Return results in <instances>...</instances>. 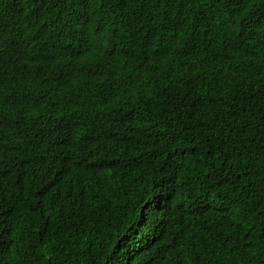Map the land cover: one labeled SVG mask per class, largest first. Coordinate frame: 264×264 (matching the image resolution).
Listing matches in <instances>:
<instances>
[{
	"label": "trees",
	"instance_id": "trees-1",
	"mask_svg": "<svg viewBox=\"0 0 264 264\" xmlns=\"http://www.w3.org/2000/svg\"><path fill=\"white\" fill-rule=\"evenodd\" d=\"M17 12L38 42L25 56L45 72L22 96L47 107L26 113L30 128L9 118L22 67L0 66V264H264V0H0L1 21ZM67 14L98 30L85 53L120 89L73 98L63 75L54 89L43 30ZM24 172L40 176L25 189L48 201L41 215L2 200Z\"/></svg>",
	"mask_w": 264,
	"mask_h": 264
},
{
	"label": "clouds",
	"instance_id": "clouds-1",
	"mask_svg": "<svg viewBox=\"0 0 264 264\" xmlns=\"http://www.w3.org/2000/svg\"><path fill=\"white\" fill-rule=\"evenodd\" d=\"M23 15L24 13L17 12L16 16L6 22L0 20V66L3 69L10 70L12 66L19 65L22 67L21 73H16L13 75L10 83L11 97H6L5 112L9 114V118L13 115H20L27 126L30 128L29 122L26 117V113H32L36 117L41 114L42 110L46 109V103H40L38 99L23 97L25 94L31 90H34L35 86H42L43 79L45 77L44 70H38L33 65L29 64L35 59H30L25 56L24 50L34 53L37 45V39L31 32H22L23 28ZM54 22L46 28L44 34L51 41V48L55 50V55L59 57V61L56 64L57 72L53 76V86L54 89L59 92V76L63 75L71 79L69 85V93L71 97L76 98L78 96H83V94H89L93 88L103 86L108 90H118L124 84L119 77V73L114 71H103L100 68V64L93 60L92 58H87V49L84 44L87 42L94 46L96 39L93 36V32L98 30L94 28L82 29L80 25L82 24L81 19L77 14L56 16ZM209 26V25H207ZM239 32V31H237ZM237 32H234L236 39ZM257 36L250 40V47L244 48L243 51L249 53L252 52V44L257 40ZM264 46L263 41L259 44V48ZM79 49L80 52L77 54L75 50ZM110 54L118 50L114 45L109 43ZM112 51V52H111ZM121 53L123 51H120ZM65 62V63H64ZM122 62V61H120ZM125 62L132 63L133 55L129 54ZM123 63L128 66V63ZM28 64V65H27ZM134 64V62H133ZM26 65V66H25ZM264 70L261 71V73ZM101 74L99 82H95L97 74ZM106 75V76H105ZM21 76L25 81H27L31 87L29 89L22 88L19 85L18 77ZM239 85L236 86L232 93V98L236 97ZM253 90V88H252ZM249 86L243 85V94H249V97L256 95L252 93ZM62 93H67L66 91ZM226 101V99H225ZM81 108V106H79ZM131 111H127L125 116H127ZM87 113L89 114L88 110ZM52 121L57 126L69 125L71 118L64 114H58L53 116ZM122 120H119L115 126H113L108 131V142L104 145L97 147L98 152L102 156H108L110 151L116 150L119 147L118 139L111 136V132L114 130H119L122 128ZM26 141V140H25ZM24 142V141H23ZM147 174H145L146 176ZM20 177V188L16 184V189L12 190L11 193L4 197L2 200L6 203L7 207L11 210L21 211L29 217H34L36 214H40L44 209L49 206L43 200L44 195H40L38 192H29L25 188L29 184H32L36 180H40L39 175L33 173H22L17 176ZM38 178V179H37ZM59 178V177H58ZM63 197L66 196L65 193L62 194ZM32 199H29V197ZM33 208L35 211L24 210L23 208Z\"/></svg>",
	"mask_w": 264,
	"mask_h": 264
}]
</instances>
